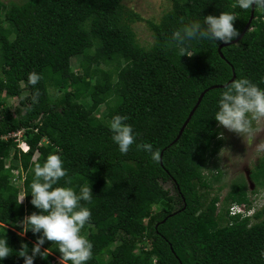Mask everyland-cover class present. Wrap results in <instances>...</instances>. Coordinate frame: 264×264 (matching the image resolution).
I'll list each match as a JSON object with an SVG mask.
<instances>
[{"label": "trees", "instance_id": "1", "mask_svg": "<svg viewBox=\"0 0 264 264\" xmlns=\"http://www.w3.org/2000/svg\"><path fill=\"white\" fill-rule=\"evenodd\" d=\"M124 1L0 0V239L13 253L0 264H23L16 252L22 243L31 251L39 235L20 233L23 218L39 211L30 202L34 165L50 154L60 155L68 172L54 187L77 194L92 188V200L81 201L91 212L81 230L93 244L86 264H264V206L255 209L250 198L264 188V157L250 173L251 192L244 175L212 192L222 178L208 171L223 147L214 115L225 87L206 92L175 141L201 93L226 85L234 72L235 80L264 89V9H255L239 42L223 47L225 59L224 43L203 38L187 42L193 55L180 57L170 46L175 30L230 12L241 35L251 8L233 7L236 0H169L170 9L153 22ZM141 21L153 33L150 46L134 29ZM31 72L41 76L34 87ZM6 98L19 103L6 105ZM116 115L127 117L137 143L159 151L158 162L135 144L120 153L109 130ZM19 130L27 152L5 138ZM242 204L253 213L231 214ZM44 249L46 258L34 264L60 256L51 242Z\"/></svg>", "mask_w": 264, "mask_h": 264}, {"label": "clouds", "instance_id": "2", "mask_svg": "<svg viewBox=\"0 0 264 264\" xmlns=\"http://www.w3.org/2000/svg\"><path fill=\"white\" fill-rule=\"evenodd\" d=\"M237 6L243 10L253 7L264 9V0H236L233 7ZM236 19L237 16L230 12H221L218 16L212 14L204 16L203 24L200 22L184 24L182 28L173 32L170 46L178 49L180 57L183 55L190 57L193 54L188 52L185 45L193 39L203 38L225 44L231 43L240 35L238 29L234 27ZM40 79V74L31 72L28 74L27 82L34 87ZM39 95V90L33 94V103L38 102ZM218 105V111L214 115L218 127L222 126L244 140L260 130L253 128V122L264 121V89L249 79L240 78L226 84L224 91L220 94ZM126 119L125 116L116 115L109 124L111 139L118 145L120 153L127 155L132 145L135 144L136 150L148 153L153 161L158 162L160 160L159 151H154L149 143H137L132 126L124 122ZM19 131L21 135L10 138H14L23 152H27L29 148L24 150L23 147L25 145L29 147V145L21 140L23 131ZM218 138L225 139L226 137L223 132H220ZM256 151L264 153V143L257 144ZM33 171L30 202L39 211L32 212L23 218L22 225H27V227L20 234L23 235L30 229L33 234L39 235L31 251L27 244L22 243L16 255L23 258V264H34L37 256L46 258V249L42 251V246L48 241L57 246L60 253L59 264H69L68 262L86 264L92 258L93 244L81 235V230L90 221L91 212L81 205V201L90 202L92 200L91 185L82 186L78 194L70 187H54L62 178L68 176L58 154L48 155L43 164L35 163ZM67 183H71L70 178ZM22 202L23 200L20 201ZM251 212L252 210H247L245 207L240 214L251 215ZM12 254L7 238L0 239V260ZM261 254L264 255V252Z\"/></svg>", "mask_w": 264, "mask_h": 264}, {"label": "rangeland", "instance_id": "3", "mask_svg": "<svg viewBox=\"0 0 264 264\" xmlns=\"http://www.w3.org/2000/svg\"><path fill=\"white\" fill-rule=\"evenodd\" d=\"M5 2L15 1L18 3L24 0H2ZM124 5L140 14L144 19L153 22H159L163 14L170 9L171 3L169 0H125ZM139 41L146 46H150L153 41V33L146 24V22H137L134 25ZM76 68V67H75ZM6 105L14 106L19 103L18 99H5ZM101 115L106 117L108 112L102 108ZM254 129H260L255 132L253 136L245 140L233 132H229L221 126L222 132L226 137L223 139V147L220 150V155L214 159L210 165L209 175L222 172V178L219 183H214L212 192L220 186L229 184L233 179L244 175L248 180V190L251 192L254 189V184L250 180V173L252 169L259 163V160L264 157V153L256 151L257 144L264 143V121L253 122ZM21 140L25 141L21 137ZM19 173L16 171L14 174V183L16 186H22V180L17 176ZM166 188L172 190L171 184H165ZM224 189L221 197L223 198L227 192ZM173 193V190H172ZM23 193H20L23 200ZM250 198L253 201L254 208L258 209L264 206V188H261L257 194H251ZM254 210H252L253 212Z\"/></svg>", "mask_w": 264, "mask_h": 264}, {"label": "water", "instance_id": "4", "mask_svg": "<svg viewBox=\"0 0 264 264\" xmlns=\"http://www.w3.org/2000/svg\"><path fill=\"white\" fill-rule=\"evenodd\" d=\"M255 9H256V7L251 8V15H250V18H249V20H248V22H247V24H246V26H245V28H244L242 34H241L238 38L234 39V41H232L231 43H228V44H225V43H224V44H222V45L219 47V53H220V55H221V57H222L223 59H225V56H224V54H223V52H222L223 47H226V46H230V45L236 44L237 42H239V41L244 37L245 33L250 29V27H251V23H252V21H253L254 18H255ZM235 79H236V74H235V72H234V76H233V78H232L228 83L234 81ZM228 83H227V84H228ZM219 87H225V85H213V86L207 88L206 90H204V91L201 93V95H200L199 98H198L197 103L195 104V106H194L193 109L191 110V112H190L188 118L186 119V121L184 122L183 126L181 127V129H180V131H179V134H178L177 138L175 139V141H177V140L180 138V136L183 134V132H184L185 128L188 126V124H189V122H190V120H191L193 114L195 113L196 109L198 108V106L200 105L201 101L203 100V97L205 96L206 92H208L210 89L219 88ZM161 158H162V156H161ZM165 220H166V219H165ZM165 220H164V221H165ZM164 221H163V222H164Z\"/></svg>", "mask_w": 264, "mask_h": 264}, {"label": "built area", "instance_id": "5", "mask_svg": "<svg viewBox=\"0 0 264 264\" xmlns=\"http://www.w3.org/2000/svg\"><path fill=\"white\" fill-rule=\"evenodd\" d=\"M19 135H21V131H19L17 133H11L5 138L17 137ZM23 148H24V150H27L29 147L27 145H25ZM22 186H23V180H22ZM244 210H245V205H243V204L242 205H234L231 207V214H238V213L243 212ZM251 213H253V212H251ZM53 256H54V260L52 261L51 264H59V257L56 255H53Z\"/></svg>", "mask_w": 264, "mask_h": 264}]
</instances>
